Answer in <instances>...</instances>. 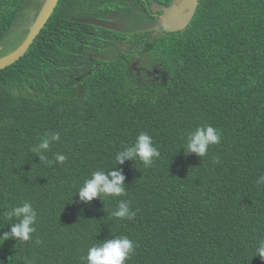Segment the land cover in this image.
Segmentation results:
<instances>
[{
	"label": "trees",
	"instance_id": "16d2710c",
	"mask_svg": "<svg viewBox=\"0 0 264 264\" xmlns=\"http://www.w3.org/2000/svg\"><path fill=\"white\" fill-rule=\"evenodd\" d=\"M33 1L0 0V57L26 38L11 41ZM104 1L60 0L25 56L0 70V235L17 222L12 208L37 211L30 241L0 240V264H87L91 246L119 236L136 246L126 264H264V0H199L184 30L134 35L131 54L97 66L88 53L108 30L73 19ZM137 57L159 73L137 76ZM206 124L220 143L185 155L186 133ZM57 132L46 155L65 162L40 164L32 147ZM141 132L160 158L118 165ZM115 167L127 195L81 202L84 180ZM121 199L134 219L112 217Z\"/></svg>",
	"mask_w": 264,
	"mask_h": 264
},
{
	"label": "clouds",
	"instance_id": "9594fccd",
	"mask_svg": "<svg viewBox=\"0 0 264 264\" xmlns=\"http://www.w3.org/2000/svg\"><path fill=\"white\" fill-rule=\"evenodd\" d=\"M222 134L219 129L211 125L196 127L186 133V144L183 147L185 155L195 154L200 158L207 155L211 145L220 143ZM60 134L46 133L40 142L32 147L31 152L40 160V164L52 165L55 163L63 164L66 157L63 154L55 153L54 159H49L46 155L50 151L51 145L59 142ZM160 158V151L155 146L153 138L147 132H141L134 144L126 146L118 151L115 160L118 165H123L125 161L137 160L145 168L151 167L155 160ZM258 184L264 185V176L259 177ZM81 202L87 203L95 199L104 202L105 197H123L127 195L125 176L118 167L110 171L96 170L91 173L90 178L84 180L77 194ZM130 202L119 200L116 210L111 215L120 220H132L135 212L130 208ZM9 219L15 217V223L10 224V232L0 235V240H16L28 242L36 232L37 211L29 201H23L19 206L12 208L8 213ZM39 243V241H37ZM135 244L127 236H119L112 239H105L99 244H94L88 249L87 256L84 258L87 264H126L135 252ZM256 256L264 259V239L258 242Z\"/></svg>",
	"mask_w": 264,
	"mask_h": 264
},
{
	"label": "flooded vegetation",
	"instance_id": "af4514ba",
	"mask_svg": "<svg viewBox=\"0 0 264 264\" xmlns=\"http://www.w3.org/2000/svg\"><path fill=\"white\" fill-rule=\"evenodd\" d=\"M165 0H105L103 3V8H99L97 13H91V10L86 12V15L75 17L73 20H84V19H97L103 21H111L117 25L120 31L108 30V33L104 34L103 39L106 40V45L100 47L98 51L91 52V54L96 58H90L95 61L97 59L101 60H111L112 58H117L120 50L131 54L129 48L136 45L133 36L139 35L141 33H150L147 37L160 36L162 28L158 31L156 30L158 24L159 16L162 13L160 11L161 6L168 7ZM113 3V4H112ZM112 8V9H111ZM114 8V9H113ZM92 15L93 17H90ZM143 25H150L155 29L148 28L143 29ZM94 35V33H92ZM138 42V41H137ZM88 53V57H89ZM104 55L111 57L107 58ZM145 58H135L131 63V70L136 72L137 76H141L142 72L147 73V68H140L139 63ZM147 60V59H146ZM94 64V63H93ZM95 65L99 66L97 61ZM159 73V72H158ZM148 74V73H147Z\"/></svg>",
	"mask_w": 264,
	"mask_h": 264
},
{
	"label": "water",
	"instance_id": "95a60500",
	"mask_svg": "<svg viewBox=\"0 0 264 264\" xmlns=\"http://www.w3.org/2000/svg\"><path fill=\"white\" fill-rule=\"evenodd\" d=\"M60 0H43L41 9L29 29L24 41L14 51L0 57V70L18 62L25 56L37 36L48 23ZM199 5V0H172L168 7L161 6L158 31L162 28L166 32H178L184 30L192 21ZM79 23L88 24L111 31H120L117 25L111 21L97 19L77 20Z\"/></svg>",
	"mask_w": 264,
	"mask_h": 264
},
{
	"label": "rangeland",
	"instance_id": "374dc122",
	"mask_svg": "<svg viewBox=\"0 0 264 264\" xmlns=\"http://www.w3.org/2000/svg\"><path fill=\"white\" fill-rule=\"evenodd\" d=\"M42 2L43 1L35 0V2H34L35 4L30 6V7H28L26 9V12H25L26 15L19 20L18 24L16 25V28H14V31H13L14 37H12L11 41H16L17 40L16 37H15L16 33L21 35V34H23L22 32H24L26 30L29 31L30 27L32 26L33 22L35 21L37 15H38V13H39V11L41 9ZM27 15H29V16L27 17ZM154 26H158V24L157 25L155 24ZM150 27H152V26L143 25L142 28L147 30ZM150 29H155V27L150 28ZM92 54L91 53L89 54V58H96V57L93 56L95 54H93V55ZM104 56L105 57L107 56V58L111 57V55L110 56L104 55ZM89 62H91V61H89ZM89 62L87 63V65L89 64ZM93 63H95V61L92 60L91 64H93ZM84 64H85V61H82V62L80 61L79 62V65H84ZM139 66H140V68H143V67L147 68V71H145V72L148 73V74L146 73L148 76H152L154 74H158V72H159L158 67L151 65V63H149V61L146 60V59H142L140 61V63H139Z\"/></svg>",
	"mask_w": 264,
	"mask_h": 264
}]
</instances>
